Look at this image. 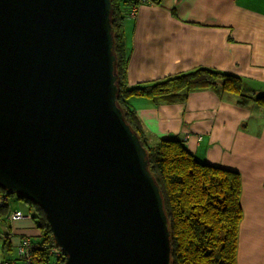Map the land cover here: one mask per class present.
<instances>
[{
  "label": "water",
  "instance_id": "1",
  "mask_svg": "<svg viewBox=\"0 0 264 264\" xmlns=\"http://www.w3.org/2000/svg\"><path fill=\"white\" fill-rule=\"evenodd\" d=\"M112 0H0V187L63 264H171L168 217L117 101Z\"/></svg>",
  "mask_w": 264,
  "mask_h": 264
},
{
  "label": "crops",
  "instance_id": "2",
  "mask_svg": "<svg viewBox=\"0 0 264 264\" xmlns=\"http://www.w3.org/2000/svg\"><path fill=\"white\" fill-rule=\"evenodd\" d=\"M126 26L131 86L205 67L240 76L264 94V0L140 3ZM130 103L152 143L181 139L201 161L241 173L237 264H264V107L211 87L186 100L133 96ZM7 203L0 205V262L17 257L23 238L41 236L29 205L16 195ZM15 211L25 217L9 219Z\"/></svg>",
  "mask_w": 264,
  "mask_h": 264
},
{
  "label": "trees",
  "instance_id": "3",
  "mask_svg": "<svg viewBox=\"0 0 264 264\" xmlns=\"http://www.w3.org/2000/svg\"><path fill=\"white\" fill-rule=\"evenodd\" d=\"M132 4L133 0H112L117 101L147 149L149 169L162 191L170 229L171 264H237L242 218L241 173L201 161L181 139L170 137L152 143L130 98L143 96L154 103L174 102L186 100L192 90L211 87L237 95L241 103L254 100L264 107V94L248 89L240 76L205 67L131 86L126 19ZM5 192L0 187V193ZM19 198L34 211L32 218L41 231L38 240L54 242L43 208L26 196ZM64 261L59 258L57 264Z\"/></svg>",
  "mask_w": 264,
  "mask_h": 264
},
{
  "label": "built area",
  "instance_id": "4",
  "mask_svg": "<svg viewBox=\"0 0 264 264\" xmlns=\"http://www.w3.org/2000/svg\"><path fill=\"white\" fill-rule=\"evenodd\" d=\"M140 3H155V0H133L130 16H134L137 6ZM8 202V194L0 195V204ZM25 217L23 212L15 211L11 213L9 219H20ZM17 257L12 260L0 262V264H57L59 258L65 260L62 249L51 240H31L23 238L17 248Z\"/></svg>",
  "mask_w": 264,
  "mask_h": 264
},
{
  "label": "rangeland",
  "instance_id": "5",
  "mask_svg": "<svg viewBox=\"0 0 264 264\" xmlns=\"http://www.w3.org/2000/svg\"><path fill=\"white\" fill-rule=\"evenodd\" d=\"M18 199L22 202L23 205H24V204H25V205H28L24 200L20 199L19 197H18ZM25 205H24V206H25Z\"/></svg>",
  "mask_w": 264,
  "mask_h": 264
},
{
  "label": "clouds",
  "instance_id": "6",
  "mask_svg": "<svg viewBox=\"0 0 264 264\" xmlns=\"http://www.w3.org/2000/svg\"><path fill=\"white\" fill-rule=\"evenodd\" d=\"M6 193V192H5ZM9 196V195H8Z\"/></svg>",
  "mask_w": 264,
  "mask_h": 264
}]
</instances>
